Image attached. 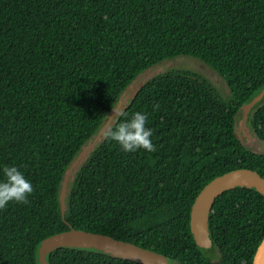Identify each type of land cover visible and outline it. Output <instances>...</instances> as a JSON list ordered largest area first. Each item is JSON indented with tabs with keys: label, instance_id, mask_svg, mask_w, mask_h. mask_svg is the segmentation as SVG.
I'll return each mask as SVG.
<instances>
[{
	"label": "trees",
	"instance_id": "obj_1",
	"mask_svg": "<svg viewBox=\"0 0 264 264\" xmlns=\"http://www.w3.org/2000/svg\"><path fill=\"white\" fill-rule=\"evenodd\" d=\"M179 56L210 67L230 94L191 69H170L118 109L142 72ZM263 89L264 0H0V180L15 166L33 185L27 203L0 210V264H39L41 242L71 227L170 264H253L264 195L236 187L216 198L210 249L196 244L190 214L224 173L247 168L264 178V152L235 131ZM135 112L148 114L155 152L125 153L105 139L107 126ZM249 116L264 142V97ZM47 261L140 264L75 248Z\"/></svg>",
	"mask_w": 264,
	"mask_h": 264
},
{
	"label": "water",
	"instance_id": "obj_2",
	"mask_svg": "<svg viewBox=\"0 0 264 264\" xmlns=\"http://www.w3.org/2000/svg\"><path fill=\"white\" fill-rule=\"evenodd\" d=\"M263 97L264 89L243 107V123L247 122L251 109ZM104 129L100 131L99 136L103 133ZM236 187L254 188L258 193L264 195V178L251 169H235L214 178L197 195L191 207L190 229L196 244L200 248L210 249L212 246L208 221L215 199L227 190H232ZM65 188L66 180L63 183L61 192L62 208L65 204ZM58 248L94 249L116 258L140 264H170L169 259L165 255L147 248L117 240L104 234L77 230L72 227L67 231L52 235L41 242L38 250L39 264H48V254ZM253 264H264V239L255 253Z\"/></svg>",
	"mask_w": 264,
	"mask_h": 264
},
{
	"label": "clouds",
	"instance_id": "obj_3",
	"mask_svg": "<svg viewBox=\"0 0 264 264\" xmlns=\"http://www.w3.org/2000/svg\"><path fill=\"white\" fill-rule=\"evenodd\" d=\"M159 105L153 106L157 110ZM148 114L135 112L123 122L115 126H107L103 135L105 139L115 141L125 153L143 149L155 152L156 148L151 140L152 129L146 127ZM4 179L0 180V210L6 208L9 202L27 203V197L33 192V185L25 175L15 166L3 168Z\"/></svg>",
	"mask_w": 264,
	"mask_h": 264
},
{
	"label": "rangeland",
	"instance_id": "obj_4",
	"mask_svg": "<svg viewBox=\"0 0 264 264\" xmlns=\"http://www.w3.org/2000/svg\"><path fill=\"white\" fill-rule=\"evenodd\" d=\"M170 69H188L198 72L205 76L213 85H215L223 95H229L230 91L223 79L216 74L210 67L205 65L203 62L186 56H179L171 59H166L157 65H154L144 72H142L124 91L121 96L118 109H124L129 104L132 96L139 87L153 78L155 75L162 73ZM251 116L248 115L247 122L243 123L240 115L236 118L235 131L237 136L240 138L242 143L251 151L255 153L264 152V142L259 141L250 124Z\"/></svg>",
	"mask_w": 264,
	"mask_h": 264
}]
</instances>
